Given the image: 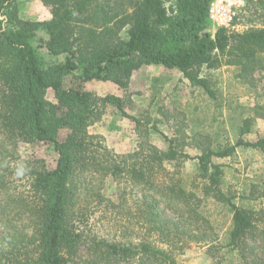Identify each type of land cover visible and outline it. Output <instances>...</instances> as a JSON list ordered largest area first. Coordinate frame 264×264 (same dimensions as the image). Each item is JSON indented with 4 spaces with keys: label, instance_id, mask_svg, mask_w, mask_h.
<instances>
[{
    "label": "trees",
    "instance_id": "16d2710c",
    "mask_svg": "<svg viewBox=\"0 0 264 264\" xmlns=\"http://www.w3.org/2000/svg\"><path fill=\"white\" fill-rule=\"evenodd\" d=\"M40 1L50 18L22 19L16 0H0V16L12 25L3 29L0 19V264H177L187 242H214L207 231L213 228L205 211L209 198L231 212L218 245L236 251L241 264H264L263 209L234 203L220 187L223 165L211 159L230 156L238 145L264 151V137H241L249 117L235 144L189 155L156 126L168 146L150 143L148 129L125 111L122 96L83 87L96 79L126 91L134 70L155 64L178 70L215 99L201 68L234 65L239 76L253 71L264 54V25L213 29L208 0ZM263 4L248 3L236 22L249 21ZM37 29L47 34L50 54H66L64 62L41 64L30 43ZM168 79L156 77L154 84ZM48 89L56 102L48 101ZM107 104L135 123L140 138L134 150L118 153L89 130ZM62 129L67 133L59 140ZM36 141L53 145V168L20 155L19 142ZM186 160L197 162L200 189L187 187L182 173L175 176L179 171L165 166ZM107 178L116 186L114 198L104 193ZM161 203L179 210L178 218L163 217Z\"/></svg>",
    "mask_w": 264,
    "mask_h": 264
},
{
    "label": "rangeland",
    "instance_id": "374dc122",
    "mask_svg": "<svg viewBox=\"0 0 264 264\" xmlns=\"http://www.w3.org/2000/svg\"><path fill=\"white\" fill-rule=\"evenodd\" d=\"M18 15L22 19L44 20L50 18L49 8L40 0H16ZM1 27L12 25L0 16ZM250 20L237 21L234 30L258 28L264 25V4ZM122 36L125 34L122 32ZM47 34L37 29L33 32L31 45L34 47L43 66L64 62L66 54L53 55L44 45ZM256 68L239 76L240 68L234 65H222L216 69L200 70L201 76H207L216 92L212 99L199 87L193 86L176 69L167 70L161 65L144 64L134 70L131 81L124 91L118 86V95L124 99L125 111L138 117L141 127L148 129L147 140L160 149H166L168 142L157 130L174 139L176 147L189 155L201 153L202 148L215 149L218 145H233L240 136L239 127L243 119L249 117V129L241 137L255 141L264 137V54ZM168 76L169 79L154 84V78ZM101 80L92 79L83 83L84 89L97 95L112 93L116 88L106 85L97 86ZM155 86V87H154ZM154 90L157 91L152 102ZM115 93V92H114ZM116 95V94H115ZM46 97L49 102H56L52 89ZM93 133L101 134L105 144L118 153H126L136 148L140 136L135 123L111 104L102 108L100 117L89 126ZM66 129L59 131L57 137L63 140ZM17 149L26 158L38 157L45 161L48 168H53L57 159L50 142H19ZM214 163L222 164L223 176L220 187L232 201L241 207L262 208L264 211V151L249 146L238 145L230 156H212ZM166 168L182 173L183 183L200 189L196 160H186L177 168L171 162ZM195 191L201 195L199 189ZM104 193L116 197V186L109 178L106 180ZM161 215L167 219H177L179 210L161 203L158 205ZM205 211L213 224L208 229L214 238L213 244L190 241L177 253V264H241L236 251H228L219 243L225 241V232L230 224L231 212L223 205L207 199ZM210 245V246H209Z\"/></svg>",
    "mask_w": 264,
    "mask_h": 264
},
{
    "label": "built area",
    "instance_id": "2783aa9c",
    "mask_svg": "<svg viewBox=\"0 0 264 264\" xmlns=\"http://www.w3.org/2000/svg\"><path fill=\"white\" fill-rule=\"evenodd\" d=\"M252 1L255 0H208L207 18L209 25L213 29L234 30L238 15Z\"/></svg>",
    "mask_w": 264,
    "mask_h": 264
},
{
    "label": "crops",
    "instance_id": "0c3cea01",
    "mask_svg": "<svg viewBox=\"0 0 264 264\" xmlns=\"http://www.w3.org/2000/svg\"><path fill=\"white\" fill-rule=\"evenodd\" d=\"M107 83H109V84L111 83V85H109L111 88H116L115 91H114L115 93L113 92V94L118 95V89H117L118 87H115L117 85L115 83L111 82V81H101L100 83H98L97 86H102L104 84L106 85Z\"/></svg>",
    "mask_w": 264,
    "mask_h": 264
}]
</instances>
